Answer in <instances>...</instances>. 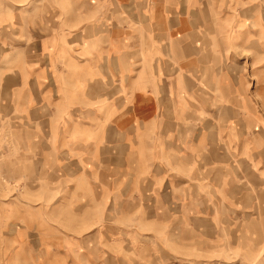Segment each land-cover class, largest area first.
I'll list each match as a JSON object with an SVG mask.
<instances>
[{
  "label": "rangeland",
  "instance_id": "374dc122",
  "mask_svg": "<svg viewBox=\"0 0 264 264\" xmlns=\"http://www.w3.org/2000/svg\"><path fill=\"white\" fill-rule=\"evenodd\" d=\"M160 1L0 0V264H264V0H194L197 26L170 53L143 46L157 42ZM187 54L203 129L186 127V110L171 113L177 125L123 126L122 74ZM80 55L98 72L94 111L74 103V72L89 69ZM10 72L36 73L29 110ZM163 134H204L187 160L210 190L193 208L147 191L158 176L146 140ZM123 137L133 148L124 162Z\"/></svg>",
  "mask_w": 264,
  "mask_h": 264
},
{
  "label": "crops",
  "instance_id": "0c3cea01",
  "mask_svg": "<svg viewBox=\"0 0 264 264\" xmlns=\"http://www.w3.org/2000/svg\"><path fill=\"white\" fill-rule=\"evenodd\" d=\"M159 4L161 8H163L157 12V14L160 15L161 22L153 26V34L158 35L157 42L152 41L150 44L147 42V39H145L143 46H157L163 44L166 48H169V53L175 52L176 47H180L184 43L187 44L190 40V38L187 37H190V35L192 36L194 27L197 26L193 19V15L200 13V9L194 8V0H161ZM182 32L187 33L183 35ZM162 35H164V38L161 37ZM132 45L141 46L142 42L124 43V46ZM88 58L89 63H87ZM126 62L127 66H129V62L133 63L135 61L132 58L123 62V64H125L122 66L123 72H126V70H124L126 68ZM141 62L144 63L142 69L138 70L137 68L132 73L128 71L127 74H122L123 111H128V119H124L122 125L129 126L131 118L137 121L139 126H142L143 124L153 126L162 124L158 121H162L163 124L169 126L177 125L178 117L171 118L172 112H182L186 110L190 114L194 110V80H198V78L194 77L193 74V56L187 54L180 62L169 59L160 62L156 61L155 66L154 62L149 60H142ZM75 63L79 64L80 67H82V64L84 63L85 68L89 66V69L74 72V88L75 93L78 95L77 101L74 103L88 104L89 111H94L96 110L95 105L97 103L99 91L98 72H95L92 69V64L95 63V61L93 60L92 55L84 59L80 55L78 58H75ZM159 63L165 64V67L161 68ZM178 66L182 68L183 72L179 71L180 68ZM34 73L35 72L28 74L22 72L20 74L19 72H10L9 76V85L12 94H14V87H18L17 93H19L20 89H22L21 85L23 84L26 96L28 97V95H31L27 102L26 110H29V105L34 103L32 89L35 82H37L36 79H38L33 76ZM209 79L207 89L204 91L200 86L197 89L198 93L208 94L210 88ZM108 93L112 94L113 89L111 92L106 90L105 94ZM178 93L186 96V101L184 102L183 100H180L177 105V99L174 96ZM171 95H173L172 99L170 97ZM79 108L80 110H83L82 105ZM109 109L111 110V108ZM200 109L201 111H209L208 105H201ZM131 111L138 112L137 119H134L135 114H132V117H129V112ZM179 118L182 122L186 121L190 123L186 124V127L191 126L192 128L197 123L203 129V118L195 121L193 113L189 115L188 118L184 117V115H180ZM206 120L208 121L209 119L207 118ZM207 121L206 125H208ZM127 142L128 141L123 137V162L126 161L128 156H130V150L133 151L132 146ZM142 142L143 141L137 142L139 150H141V146H143ZM146 142L149 143L150 146L151 144L155 145L153 152L150 147H146L147 154L145 158L148 160L151 158L153 159L152 164L154 169L152 173L158 176L156 182L147 188V191L154 192V194L150 192V197L155 199V201H158V205L161 203V205L165 207L168 205L169 207L173 206L175 211H177L179 207L190 206L193 208L194 199L197 197L195 192H205L210 190L208 174H206L204 168L201 167V172H199V169L191 166V161L194 162V159H191L190 163L187 160L189 149L192 147L193 142L205 143L204 134L183 135L178 141L175 140L174 136L171 134H163L160 138L156 137L155 140L150 139L146 140ZM206 142H208V136L206 137ZM179 143L181 144L180 146H178ZM149 144H144V146ZM88 157L95 158L97 156L90 155ZM107 163L108 162H106V166L108 165ZM150 169L151 165H149L146 170H143V173H151ZM190 220L193 219L191 218Z\"/></svg>",
  "mask_w": 264,
  "mask_h": 264
}]
</instances>
